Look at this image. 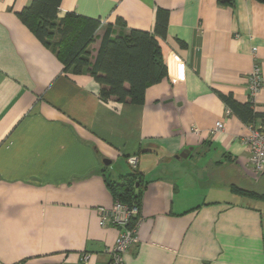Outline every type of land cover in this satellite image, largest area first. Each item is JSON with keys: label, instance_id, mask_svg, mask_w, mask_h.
Masks as SVG:
<instances>
[{"label": "crops", "instance_id": "obj_1", "mask_svg": "<svg viewBox=\"0 0 264 264\" xmlns=\"http://www.w3.org/2000/svg\"><path fill=\"white\" fill-rule=\"evenodd\" d=\"M30 2L0 0V264H109L118 230L100 225L98 209L112 206L108 184L131 172L130 157L141 221L123 264H264L263 215L230 190L259 191L264 174L251 173L247 126L217 95L246 103L257 65L264 115V4L62 0L58 18L100 23L92 61L107 27L151 33L156 10L168 11L158 39L167 77L131 105L103 102L92 77L64 72L16 16Z\"/></svg>", "mask_w": 264, "mask_h": 264}, {"label": "trees", "instance_id": "obj_2", "mask_svg": "<svg viewBox=\"0 0 264 264\" xmlns=\"http://www.w3.org/2000/svg\"><path fill=\"white\" fill-rule=\"evenodd\" d=\"M264 4V0H254ZM62 0H31L30 4L16 13L19 21L33 36L49 49L62 63L64 72L71 75H88L99 85V98L103 102L142 105L146 89L167 77L158 39L166 36L168 11L157 9L153 31L130 30L125 36L113 37L107 27L93 61L90 45L100 27L98 20L67 13L63 18L57 14ZM218 2L231 5L233 0ZM117 24L122 25L121 20ZM231 114L246 126L264 128V115L254 111L250 100L239 103L231 95L217 93ZM138 185V187H136ZM114 201L127 206H136L139 219V204L142 189L141 174L135 169L120 178V182L108 184ZM233 194L264 202V193L232 184Z\"/></svg>", "mask_w": 264, "mask_h": 264}, {"label": "built area", "instance_id": "obj_3", "mask_svg": "<svg viewBox=\"0 0 264 264\" xmlns=\"http://www.w3.org/2000/svg\"><path fill=\"white\" fill-rule=\"evenodd\" d=\"M247 87L249 100L253 102V98L262 88V77L257 65H254L248 76ZM221 129L222 124L217 123L214 132ZM247 129L248 135L243 139V143L250 149V171L255 178H259L264 174V128L251 124L247 126ZM193 131L197 133L196 129ZM127 163L135 169L137 160L135 157H130ZM98 213L102 227L110 225L118 230L115 244L109 252V264H123V255L137 243V230L141 219L139 218L134 225H131V221L138 216V209L136 206H127L114 201L109 209L99 208ZM88 258V255H84L82 260L88 261Z\"/></svg>", "mask_w": 264, "mask_h": 264}, {"label": "rangeland", "instance_id": "obj_4", "mask_svg": "<svg viewBox=\"0 0 264 264\" xmlns=\"http://www.w3.org/2000/svg\"><path fill=\"white\" fill-rule=\"evenodd\" d=\"M259 188H261V187H259ZM263 189L264 188H261V189H259V191L262 192V191H264ZM242 202H245V201H242ZM251 204L254 205L258 210L261 211V213L263 215V221H264V202H261V201H252Z\"/></svg>", "mask_w": 264, "mask_h": 264}, {"label": "water", "instance_id": "obj_5", "mask_svg": "<svg viewBox=\"0 0 264 264\" xmlns=\"http://www.w3.org/2000/svg\"><path fill=\"white\" fill-rule=\"evenodd\" d=\"M228 0H221V2H227ZM192 151V149H186V150H183V152H181L178 156H175V159L178 160V159H186L188 158L190 152ZM104 164L108 165V161L106 162V160L104 161Z\"/></svg>", "mask_w": 264, "mask_h": 264}]
</instances>
